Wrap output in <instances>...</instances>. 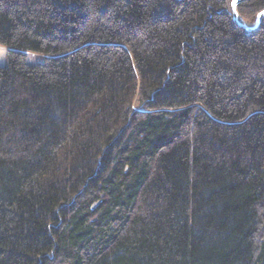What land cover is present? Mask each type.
<instances>
[{
  "label": "trees",
  "instance_id": "1",
  "mask_svg": "<svg viewBox=\"0 0 264 264\" xmlns=\"http://www.w3.org/2000/svg\"><path fill=\"white\" fill-rule=\"evenodd\" d=\"M232 1L0 0V264H264V17Z\"/></svg>",
  "mask_w": 264,
  "mask_h": 264
},
{
  "label": "water",
  "instance_id": "2",
  "mask_svg": "<svg viewBox=\"0 0 264 264\" xmlns=\"http://www.w3.org/2000/svg\"><path fill=\"white\" fill-rule=\"evenodd\" d=\"M245 0H236V5L235 7L233 6V1H232V10H233V17H234V21L240 25L241 27L248 29V30H256L260 27L262 19L264 17V15H261L262 13H264V10H262L256 18V21L254 24H249L248 22L244 21L241 17L240 14L238 12V6L240 3H242Z\"/></svg>",
  "mask_w": 264,
  "mask_h": 264
},
{
  "label": "rangeland",
  "instance_id": "3",
  "mask_svg": "<svg viewBox=\"0 0 264 264\" xmlns=\"http://www.w3.org/2000/svg\"><path fill=\"white\" fill-rule=\"evenodd\" d=\"M7 51L8 49L5 46L0 45V66L5 64Z\"/></svg>",
  "mask_w": 264,
  "mask_h": 264
},
{
  "label": "snow or ice",
  "instance_id": "4",
  "mask_svg": "<svg viewBox=\"0 0 264 264\" xmlns=\"http://www.w3.org/2000/svg\"><path fill=\"white\" fill-rule=\"evenodd\" d=\"M236 5V0H233V6L235 7ZM261 15H264V13H262Z\"/></svg>",
  "mask_w": 264,
  "mask_h": 264
}]
</instances>
